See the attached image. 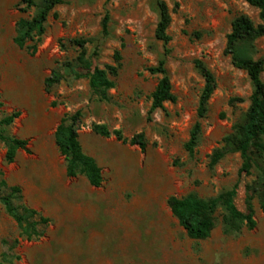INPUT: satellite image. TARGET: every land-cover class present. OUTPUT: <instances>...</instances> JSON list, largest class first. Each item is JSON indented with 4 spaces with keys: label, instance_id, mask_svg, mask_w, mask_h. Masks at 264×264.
<instances>
[{
    "label": "rangeland",
    "instance_id": "374dc122",
    "mask_svg": "<svg viewBox=\"0 0 264 264\" xmlns=\"http://www.w3.org/2000/svg\"><path fill=\"white\" fill-rule=\"evenodd\" d=\"M62 1L49 12L40 39L20 48L13 41L16 22L32 17L42 2L34 0L21 11L20 0H0V118L18 111L6 133L28 140V151L18 150L10 163L0 142V180L20 186L23 202L49 219L43 234L28 240L0 203V260L13 245L17 258L10 264H264V210L256 193L254 228L227 231L219 208L205 239L189 238L168 205L171 196L212 197L238 181L234 201L245 212L246 186L255 175L239 177V152L229 151L214 166L209 162L244 121L252 91L246 72L225 53L226 35L240 14L259 24L258 9L245 0H163L171 18L164 45L154 37L158 13L153 0ZM105 14L106 36L101 31ZM71 39L86 40L91 71L116 65L114 52L119 51L120 67L111 76L107 101L92 94L88 70L77 66L80 48ZM32 45L34 53L27 49ZM255 45L253 57L259 58L264 36ZM162 57L176 100L149 113L161 75L147 68ZM197 59L213 73L216 88L189 155L184 144L204 83ZM53 71L61 79L47 90L44 79ZM76 110L82 113L77 129L82 149L101 169L98 187L83 175H66L54 141L61 118ZM94 123L120 129L127 138L142 132L146 147L99 136L91 129Z\"/></svg>",
    "mask_w": 264,
    "mask_h": 264
},
{
    "label": "trees",
    "instance_id": "16d2710c",
    "mask_svg": "<svg viewBox=\"0 0 264 264\" xmlns=\"http://www.w3.org/2000/svg\"><path fill=\"white\" fill-rule=\"evenodd\" d=\"M158 19L154 29V37L167 44L170 37L167 28L170 23V12L163 0H153ZM249 5L258 9L259 24L244 14L233 18L229 33L226 35L225 53L230 56L231 63L238 69L246 72L252 87L249 97V106L246 111L244 121L234 127V131L227 135L221 148H217L210 156V166L218 163L229 151L239 152L241 166L238 175H255L254 182L246 186L248 194L245 197V212L240 211L235 204L238 181L231 187L219 192L212 197H199L196 194H189L184 197L171 196L168 205L172 214L178 220L179 225L185 230L187 236L192 239H205L210 235L214 227V216L220 208L223 212V224L227 231H235L240 226L252 229L256 225L254 219L253 195L259 198V206L264 210V82L261 80V73L264 70V53L259 58H254L256 50L255 41L264 36V0H245ZM41 6L30 18L21 17L16 22L14 43L20 47H26L27 41L37 40L45 32V23L49 12L62 0H41ZM19 4L24 7L21 11L35 5L34 0H20ZM108 15L105 14L101 20V31L104 36L108 34ZM197 35V34H196ZM71 43L80 48L76 58L77 66L88 70L86 76L90 90L99 100L107 101V92L114 86L111 76H116L120 67L119 51L114 52L116 65H104L94 67L92 71L90 58L86 55L85 39H71ZM27 49L34 53L35 45L27 46ZM195 68L203 78L197 108L196 120L189 131V138L184 144V148L189 155H193L199 142L201 132V120L208 112V102L215 88L216 82L213 73L199 59L195 60ZM147 70L152 74H160V78L151 93V106L149 113L157 108H163L167 101L174 102L175 95L172 93L170 79L165 69V59L160 58L155 66H150ZM76 77L81 74L75 73ZM61 76L52 72L44 79L47 90L59 83ZM0 102V106H1ZM19 116V112L14 110L0 118V142L6 148L4 159L10 163L15 160L17 151H28V140L6 133V127L10 126ZM81 110H76L71 114L64 115L54 131V141L64 156L65 172L68 177L83 175L91 186L98 187L102 182L101 169L96 160L82 149L78 139V125L81 120ZM94 133L102 137L114 136L117 140L131 145L138 146L141 150L146 147V141L142 132L136 133L127 138L120 129L110 130L103 123H94L91 126ZM230 146L232 148H230ZM6 192L0 193V203L4 210L18 224L22 235L28 239H36L41 236L49 223L48 217L38 210L27 206L23 202L22 189L18 185L8 186L4 179L0 180V189ZM15 242V241H14ZM7 242L3 240V244ZM11 245L8 251L3 252L0 264H10L17 256L12 252Z\"/></svg>",
    "mask_w": 264,
    "mask_h": 264
}]
</instances>
